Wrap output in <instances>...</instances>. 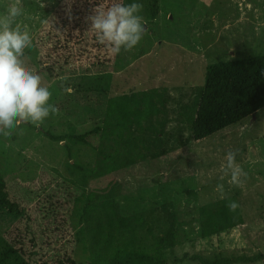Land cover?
I'll list each match as a JSON object with an SVG mask.
<instances>
[{"label":"rangeland","instance_id":"obj_1","mask_svg":"<svg viewBox=\"0 0 264 264\" xmlns=\"http://www.w3.org/2000/svg\"><path fill=\"white\" fill-rule=\"evenodd\" d=\"M13 2L0 0V13ZM42 2L41 9L37 0H22L17 25L33 40L25 66L41 76L58 113L39 127L19 125L11 138L0 135V176L10 197L31 210L45 189L68 182L76 193L72 234L59 248L80 264H115L135 250L160 251L166 264L240 255L258 259L238 264H264V107L205 139L191 138L207 66L264 57V0L100 3L143 4L145 34L119 54L96 41L86 20L97 8L90 1ZM49 17L60 31L44 22ZM90 100L95 104H84ZM80 135L84 142L74 139ZM164 144L170 148L162 151ZM235 149L247 174L240 186L219 180ZM231 201L239 204L235 212ZM18 219L0 210V256Z\"/></svg>","mask_w":264,"mask_h":264},{"label":"trees","instance_id":"obj_2","mask_svg":"<svg viewBox=\"0 0 264 264\" xmlns=\"http://www.w3.org/2000/svg\"><path fill=\"white\" fill-rule=\"evenodd\" d=\"M94 6L109 0H84ZM50 29L48 30V33ZM264 57L253 56L233 61L210 64L206 68L205 81L196 115L192 120L191 138L205 139L231 125L241 122L264 107ZM93 90H88L90 94ZM95 104L92 100L85 105ZM95 130H97L95 128ZM83 141L84 135L74 136ZM181 147L186 141L179 140ZM170 146L164 144V149ZM76 193L72 186L59 180L45 189L31 210L21 208L7 191L5 180L0 176V210L19 216L10 223L5 234L6 245L0 256L5 261L18 263L25 258L29 264H80L59 246L71 236L70 217L74 209ZM136 222L143 225V218ZM134 221L130 229L135 230ZM122 243L128 244L121 233ZM115 264H166L169 260L160 251L153 253L135 250ZM256 256H230L205 260L201 256H185L182 260L198 261L199 264H238L254 262ZM181 259H172L171 264H180Z\"/></svg>","mask_w":264,"mask_h":264},{"label":"clouds","instance_id":"obj_3","mask_svg":"<svg viewBox=\"0 0 264 264\" xmlns=\"http://www.w3.org/2000/svg\"><path fill=\"white\" fill-rule=\"evenodd\" d=\"M42 9L45 4L37 0ZM143 4L113 3L106 9L95 8L93 14L86 17L91 22L96 41L105 45L113 54L121 50L130 51L143 38L145 28L140 12ZM22 0H14L0 13V135L11 138L21 124L39 127L50 114H57L58 108L49 103L51 92L42 86V78L25 66V49L33 47V40L26 30H21L17 19L22 15ZM71 21V6L67 9ZM53 19L44 22L53 27ZM60 31L57 28H54ZM264 75V69H261ZM66 91H71L70 88ZM239 149L227 151L221 166L220 181L226 177L228 182L240 186L247 174L236 162ZM215 191L223 196L224 184L217 183ZM235 212L239 204L231 201L227 205Z\"/></svg>","mask_w":264,"mask_h":264}]
</instances>
